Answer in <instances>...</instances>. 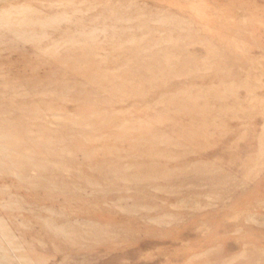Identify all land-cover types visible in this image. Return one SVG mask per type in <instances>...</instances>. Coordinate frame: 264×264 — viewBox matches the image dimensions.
I'll list each match as a JSON object with an SVG mask.
<instances>
[{
  "label": "rangeland",
  "instance_id": "1",
  "mask_svg": "<svg viewBox=\"0 0 264 264\" xmlns=\"http://www.w3.org/2000/svg\"><path fill=\"white\" fill-rule=\"evenodd\" d=\"M264 0H0V264H264Z\"/></svg>",
  "mask_w": 264,
  "mask_h": 264
},
{
  "label": "bare ground",
  "instance_id": "2",
  "mask_svg": "<svg viewBox=\"0 0 264 264\" xmlns=\"http://www.w3.org/2000/svg\"><path fill=\"white\" fill-rule=\"evenodd\" d=\"M262 247H264V241L262 242ZM263 253H264V251H263Z\"/></svg>",
  "mask_w": 264,
  "mask_h": 264
}]
</instances>
